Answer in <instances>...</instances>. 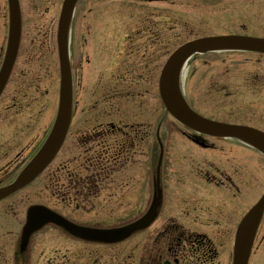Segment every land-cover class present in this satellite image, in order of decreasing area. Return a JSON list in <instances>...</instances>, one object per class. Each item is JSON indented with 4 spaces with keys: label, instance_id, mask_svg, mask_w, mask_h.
Wrapping results in <instances>:
<instances>
[{
    "label": "flooded vegetation",
    "instance_id": "flooded-vegetation-1",
    "mask_svg": "<svg viewBox=\"0 0 264 264\" xmlns=\"http://www.w3.org/2000/svg\"><path fill=\"white\" fill-rule=\"evenodd\" d=\"M61 1L32 0L34 11H47L39 19L48 21L49 29L55 17L50 11H59ZM81 2L72 24V31L77 30L76 48L72 37L70 42L75 118L52 163L31 184L0 200V264H233L239 225L264 194V170L259 177L258 158L251 156L260 153L247 144L249 140L188 130L185 139L218 151L217 157L189 154L185 160L176 153L171 169L158 170L164 142L162 68L158 72L167 49L163 45L167 42L162 28L165 16L160 11H98L94 7L84 12ZM118 18L126 22L119 26ZM33 42L43 49L51 44L50 40ZM208 54H246L258 63L253 70L214 77L211 90L224 93L211 98L222 108L218 116L201 112L191 103L193 108L209 118L264 133V63H259L264 54L203 55ZM34 60L28 59L17 77L16 62L0 96V187L15 180L54 124L38 118L45 104L34 112L31 106L39 91L31 77ZM152 101L158 113L154 124L144 116ZM180 160L185 163L180 165ZM32 207L97 230L120 228L148 216L151 220L118 243L82 238L54 222L25 240ZM257 251L263 257L264 212L250 264Z\"/></svg>",
    "mask_w": 264,
    "mask_h": 264
},
{
    "label": "rangeland",
    "instance_id": "rangeland-1",
    "mask_svg": "<svg viewBox=\"0 0 264 264\" xmlns=\"http://www.w3.org/2000/svg\"><path fill=\"white\" fill-rule=\"evenodd\" d=\"M6 4L7 0H0V40L3 43V50H5L7 41L9 21ZM31 4L32 0L22 1L24 28L16 77L26 69L27 60L35 57L31 77L36 81L35 90L39 91L35 92V101L31 106L34 112L40 109L41 106L44 107L45 104V112L41 117H38L39 120L54 121L58 109L60 89L56 27L60 11H50L51 16L55 17L51 29H49V22L39 19L47 11H34ZM91 7L98 9V11L103 9L116 12L134 11L136 13L138 11H160L165 16L162 28L164 31L163 37L167 40V42L164 40L163 44L164 49L167 47L165 50V53H167L166 55L164 53L163 63L159 64L158 75L165 65L167 56L177 47L193 38L231 33L264 36V0H82L80 11L85 12ZM170 16H172V20L167 19ZM125 22L123 18L116 19V24H119V26ZM45 25L48 26V29L43 27ZM76 37L77 30H73L72 39L75 48ZM35 40L38 42L48 40V43L50 40L51 44L43 49L39 46V43L33 42ZM73 53L75 54L74 51ZM245 56L249 55L208 54L194 56L182 73V85L189 101L201 112L215 117L218 116L219 112H222V108L217 99L212 100L211 98H221L224 93L218 94L211 90L214 77L221 76L225 72L253 70L258 62L254 59H247ZM259 63H264V60ZM31 99L32 97H29V100ZM153 102L146 107L144 116L146 121L154 124L158 119V113L155 115ZM27 111H24L23 114L28 116ZM162 114L164 168H172V161L175 158L173 154L176 153H179L185 160L187 159L184 156L189 154L201 157L204 154H210L217 157L218 151L204 149L185 139V136L190 135L188 130L175 121L173 117L166 115L164 104H162ZM19 118H22V116ZM136 118L138 119V117ZM214 145L218 146L219 143L215 142ZM251 156L258 158L257 171L259 177H261L264 170V156L261 154ZM185 160H182V162L180 160L179 164L182 165L181 163H185ZM145 167H148L147 163ZM258 258L262 259L264 264V255L263 257L259 255V251L255 254L251 264H260Z\"/></svg>",
    "mask_w": 264,
    "mask_h": 264
},
{
    "label": "water",
    "instance_id": "water-1",
    "mask_svg": "<svg viewBox=\"0 0 264 264\" xmlns=\"http://www.w3.org/2000/svg\"><path fill=\"white\" fill-rule=\"evenodd\" d=\"M10 9V29L8 48L4 61L3 68L0 72V94L7 82V79L11 73L12 66L18 53V48L21 39V13L19 0H8ZM78 0H66L61 15L59 33H58V45L59 56L61 63V94L59 110L54 126L53 132L41 150L39 155L30 163V165L24 170L19 178L11 185L0 188V200L11 195L22 187L31 182L46 166V164L53 158L56 150L60 147L66 136L72 109V74L69 58V32L70 24L74 14V8ZM226 49H247V50H261L264 52V40L256 38H247L240 36H221V37H207L191 41L182 47H180L168 60L164 67L162 74V97L170 112L174 117L181 121L186 126L211 135H231L236 129L228 125L214 122L203 118L198 115L189 106L186 101L180 84V77L182 69L188 59L195 53H205L208 51ZM233 133L232 135H234ZM252 146L258 148L264 153V143L254 142L250 143ZM264 210V197L257 204V206L251 211V213L245 218L241 228L239 230L234 254V264H248V260L251 254L255 232L257 227V216H260ZM53 217V216H52ZM51 218L50 220L65 226L73 233L100 241H118L128 237L134 230L141 228L143 221L134 223L124 228L115 230H90L83 229L69 222H65L61 218ZM47 220V219H46ZM44 221V223L46 222ZM44 223L36 224L32 220L29 221L26 226V236L38 228Z\"/></svg>",
    "mask_w": 264,
    "mask_h": 264
},
{
    "label": "bare ground",
    "instance_id": "bare-ground-1",
    "mask_svg": "<svg viewBox=\"0 0 264 264\" xmlns=\"http://www.w3.org/2000/svg\"><path fill=\"white\" fill-rule=\"evenodd\" d=\"M184 70H186V66H184V68H183V72H184Z\"/></svg>",
    "mask_w": 264,
    "mask_h": 264
}]
</instances>
